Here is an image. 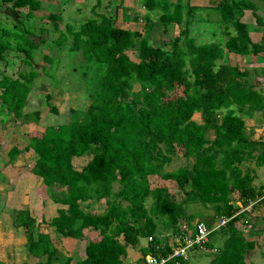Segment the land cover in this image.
Returning <instances> with one entry per match:
<instances>
[{"label":"trees","instance_id":"16d2710c","mask_svg":"<svg viewBox=\"0 0 264 264\" xmlns=\"http://www.w3.org/2000/svg\"><path fill=\"white\" fill-rule=\"evenodd\" d=\"M214 1L225 37L218 36L213 27V35L201 38L204 40L193 35V29L199 10L205 8L190 0H141L146 9L142 31L117 25L116 17L99 13L96 4L92 8L96 16L78 27L69 22L63 29L60 14L50 13L53 29L59 32L54 43L83 57L74 70L87 90V80L94 75L88 93L91 102L84 112L72 108L73 119L64 124L32 130L27 145L9 149L6 163L34 150L33 173L42 178L53 201L63 205L57 215L43 218L41 223L53 227L59 243L86 240L85 257L77 264H149L146 256L150 253L158 258L169 255L172 247L167 234L177 233L182 221L193 226L199 217L192 210L195 204L212 210L207 213L211 221L205 219L209 226L222 216L239 213L211 233L207 248L217 250L205 251L213 253L208 264H247L245 254L254 243L240 227L248 214L241 210L261 196L264 186H256L253 169L243 165L255 159L257 166H264V138L253 137L245 117L261 113L264 121V65L250 68L224 62V58L227 54L255 55L264 63V36L254 41L249 25L236 18V12L251 9L257 24L263 26L264 18L258 14L255 0ZM0 3L27 8L23 19L11 26L4 27L0 21V61L11 49L23 53V62L32 66L17 77L2 73L0 112L5 110L16 118L34 114L38 119L39 110L29 114L24 108L39 75L33 60L48 41L41 38L37 43L31 37L38 30L32 20L43 3ZM119 4L123 18L129 17L125 0ZM153 13L159 14L158 21L166 31L180 27L165 45L152 41ZM129 51L137 53V60ZM43 60L49 66L57 64L50 54H44ZM49 66L42 68L48 73ZM253 74L262 81L253 79ZM50 109L59 111L55 105ZM198 112L201 122L193 119ZM174 153L185 156L187 163L167 170ZM87 154L86 164L75 168L73 158ZM155 175L174 180L178 193L167 186L153 187L150 177ZM53 186L59 188L57 194ZM89 200L104 201L105 210L86 211L82 203ZM9 211L14 225L23 228L27 250L37 264H71L73 255L65 253L49 231L40 229L41 223L29 207ZM200 219L204 220L203 215ZM257 221L264 230V214ZM258 228L253 229L259 232ZM93 230L95 236L90 235ZM219 233L223 237L220 244ZM142 239L147 240L146 246L140 245ZM130 248H140L141 256L131 261ZM0 264L6 263L0 260ZM163 264L192 263L190 257H177Z\"/></svg>","mask_w":264,"mask_h":264},{"label":"rangeland","instance_id":"374dc122","mask_svg":"<svg viewBox=\"0 0 264 264\" xmlns=\"http://www.w3.org/2000/svg\"><path fill=\"white\" fill-rule=\"evenodd\" d=\"M41 1L43 3V9L36 11V16L32 20L33 25L37 27L38 30L36 34L31 37L37 43L41 38H45L48 41L41 45V50L36 53V57L33 60V68L39 72V75L34 80L33 89L24 108V113L29 112V114L35 110H39V118L37 119L34 114L16 118L9 116L5 110L0 112V259L4 260L7 264H37V258L31 256L27 250L26 236L23 228L14 225L12 212H10L9 209L29 207L33 211L37 221L41 223L43 218L49 219L57 212V208L63 206L53 201V198L50 197L47 192L42 178L33 173L32 167L37 157L33 149L24 151L17 156L15 161L9 164L6 163L9 157L8 151L13 145H27V143H29L30 132L34 129L43 131L48 125H60L72 120L74 116V114L71 113L72 108L84 112L91 102L88 93L94 86L93 73L90 74L87 80V82H89L87 86L89 90H87L84 84L81 85L82 78L78 76V72L74 70V67L83 61V57L80 54L72 55L67 48H59L54 43L53 38H56L59 32L53 29L52 21L49 19L50 13L60 14L62 17L60 23L63 29L69 22H74L76 27H78L79 24L86 19L95 17V12L92 10L95 4L97 5L96 10L99 13L113 14L116 17L117 25L142 31L145 24L144 15L146 9L141 0L125 1V6L128 7L126 12L129 15V17L125 18H123V8H121L119 0H99V3H97V0ZM170 1L176 2L178 0ZM181 1L188 2V0ZM190 1L201 5L205 3V9H200L198 12V19L194 23L195 28L193 29V35H196L199 40L201 38L207 39L209 35H213L210 30L212 31L214 27L218 36L225 37L222 31L223 26L219 22L220 14L214 10L215 1ZM255 1L258 5V14L263 17L264 2L263 0ZM132 2L133 4H131ZM26 11L27 8H13L11 4L0 3V21L4 27L11 26L15 22L21 21ZM158 15V13L152 14L155 26L153 30L150 31L151 37L154 44L165 45L179 33L180 27L175 25L166 31L163 25L158 21ZM134 16H137L138 19H135ZM236 18L249 25L254 37L258 38L263 34L264 26L255 24L256 16L251 9L237 10ZM231 29L234 30L233 27H231ZM44 54L52 55L57 64L55 63L56 65L52 64L49 66L48 63H45L43 60ZM129 54L131 58L137 60L136 52L129 51ZM23 58V53L11 49L7 50L5 59L0 61V79L2 73L17 77L20 72L30 71L32 66L23 62ZM260 60L261 58H257V56L245 57L234 54H227L224 58V62L238 63L250 68L262 66L263 62ZM44 64L49 66L48 73L42 68ZM252 72L255 73L254 70H252ZM252 78L259 82L262 81V78L257 77L255 74L252 75ZM47 95L50 97L48 98ZM52 105L58 108V113L50 109ZM245 118L248 131L252 133L253 137L257 139L263 136L264 121L261 113H256L253 118ZM193 119L202 121V114L200 112L195 113ZM173 156H175L174 160L167 166V170L176 169L178 166L187 163V158L185 156H178L175 153ZM79 157H74V166L77 169H80L86 164L89 155L87 154L81 158ZM243 167L254 170L256 175L254 184L256 186L264 185V166H257L256 161L252 160L244 164ZM165 181L167 180L164 179L163 181V178L156 175L150 177V182L153 187L168 184V187L172 191H178L177 184L174 180ZM58 192L59 188L53 186V193L57 194ZM236 194L237 193H235V195L233 194L235 200H237ZM238 204L241 205L242 203L240 204V202H238ZM192 206V210L199 216L196 219H200V215H203L204 220L206 219L208 222L211 221L210 214H207L212 213L211 209H206L200 204ZM82 207L86 211L100 213L105 210L106 203L104 201L97 202L96 200H89L83 202ZM251 211L257 212V215L255 213L252 217H247V219H250L253 223L251 229L258 228L259 223L257 219H260L264 214V204L260 202L254 206ZM195 220L193 221V225ZM40 229L49 231L56 239L57 236H55L52 226L42 222ZM258 229L260 230V228ZM164 233L165 231H162L160 234L164 235ZM96 234L97 232L94 230L90 232L91 236H95ZM56 241L65 253L69 256L73 255L74 259L71 261V264H77V261L85 257L86 240L72 239L70 241L66 240V242L64 240L63 243H59L57 239ZM221 241H223V237L221 233H219L217 240L218 244H220ZM140 245L146 246L147 240L142 239ZM141 254L140 248L129 249V259L131 261L140 257ZM188 254L192 264H207L211 256H213L211 252L206 254L205 251L197 249L195 252L189 251ZM261 257H263L264 264V247Z\"/></svg>","mask_w":264,"mask_h":264},{"label":"built area","instance_id":"2783aa9c","mask_svg":"<svg viewBox=\"0 0 264 264\" xmlns=\"http://www.w3.org/2000/svg\"><path fill=\"white\" fill-rule=\"evenodd\" d=\"M264 201V187L262 189V194L257 199L250 200L247 206H245L242 211H250L259 204ZM237 213L236 215H238ZM236 215L232 217L222 216L218 218L212 226H209L208 223L203 219H196L193 226H190L186 221H182L179 224L178 232L168 233L167 235L170 237L169 245L172 247V251L169 255L163 256L161 258L156 257L153 254H148L146 256L149 264H163L171 258L177 257H189V251L194 250H203V251H211L215 252L217 249L211 248L208 249L207 243L210 239V235L215 230L220 229L227 225V223ZM246 219V220H245ZM245 228H251L253 226L250 219L244 218L241 223ZM242 227V226H241ZM153 236H150L149 239L152 240Z\"/></svg>","mask_w":264,"mask_h":264},{"label":"crops","instance_id":"0c3cea01","mask_svg":"<svg viewBox=\"0 0 264 264\" xmlns=\"http://www.w3.org/2000/svg\"><path fill=\"white\" fill-rule=\"evenodd\" d=\"M125 1H128V0H125ZM191 2V4H193V5H200V6H204V4L203 5H201V4H199V3H192V1H190ZM130 4V3H129ZM131 4H133V2L131 3ZM247 10V9H246ZM259 12V11H258ZM260 15V14H259ZM261 16V15H260ZM263 18H264V8H263ZM255 24H257V22L255 23ZM119 26H121V25H119ZM121 27H123V28H126L125 26H121ZM261 27V26H260ZM250 35H251V37H252V39L254 40V41H259V40H261V38L264 36V29H263V34H261V36L260 37H258V38H256V37H254V35H253V33H252V31L250 32ZM252 57H256L255 55H251ZM254 59V58H253ZM263 65H264V63H263ZM246 66V65H245ZM195 120H197V119H195ZM201 122V121H200ZM263 138H264V134H263ZM28 144V143H27ZM34 151V150H33ZM81 157H83V156H81ZM81 157H79V158H81ZM17 158V157H16ZM16 158H15V160H16ZM75 158H78L77 156H75ZM8 159H9V157H8ZM8 159H7V161H8ZM14 160V161H15ZM253 160H255V159H253ZM252 161V160H251ZM250 162V161H249ZM248 163V162H247ZM73 164H74V158H73ZM84 166V165H83ZM82 166V167H83ZM81 167V168H82ZM80 168V169H81ZM253 172H254V170H253ZM35 174V173H34ZM255 174V173H254ZM255 177H256V175H255ZM163 181H164V179H163ZM165 182H168V180L167 181H165ZM254 182H255V180H254ZM159 186H169L168 184H163V185H159ZM257 186H260V185H257ZM264 186V185H263ZM235 195V194H234ZM238 193L236 194V197L238 198ZM238 202H240V204H241V201H237V203ZM58 204V203H57ZM60 208V207H59ZM57 210V212L55 213V214H53L52 216H55V215H57L58 214V208L56 209ZM248 214L246 215V218L247 217H252V215L253 214H255L256 213V215H257V212H252L251 210L250 211H246ZM242 221V220H241ZM242 226V227H241ZM240 227H241V229H242V231H243V234H244V236L248 239V240H251V241H253V245L252 246H250L248 249H247V251H246V254H245V257H246V262H247V264H263V257H261L262 255H263V247H264V245H263V243H264V230H263V228L260 226V230H259V232H255L254 230L255 229H251V228H245L242 224H240ZM65 240V242H66V240L68 241H70V240H72V239H64ZM64 242V241H63ZM26 244H27V239H26ZM32 256V255H31ZM34 257V256H33ZM211 259V258H210ZM1 260V259H0ZM1 261H4V260H1ZM5 262V261H4ZM6 263V262H5ZM209 263V262H208ZM207 263V264H208ZM7 264V263H6Z\"/></svg>","mask_w":264,"mask_h":264},{"label":"clouds","instance_id":"9594fccd","mask_svg":"<svg viewBox=\"0 0 264 264\" xmlns=\"http://www.w3.org/2000/svg\"><path fill=\"white\" fill-rule=\"evenodd\" d=\"M246 218V217H245ZM244 219V218H243Z\"/></svg>","mask_w":264,"mask_h":264}]
</instances>
